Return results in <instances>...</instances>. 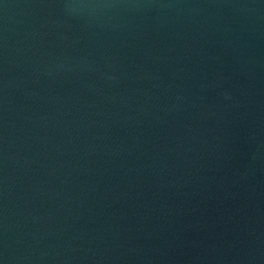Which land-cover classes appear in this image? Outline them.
<instances>
[{
	"label": "water",
	"instance_id": "water-1",
	"mask_svg": "<svg viewBox=\"0 0 264 264\" xmlns=\"http://www.w3.org/2000/svg\"><path fill=\"white\" fill-rule=\"evenodd\" d=\"M0 264H264V0H0Z\"/></svg>",
	"mask_w": 264,
	"mask_h": 264
}]
</instances>
